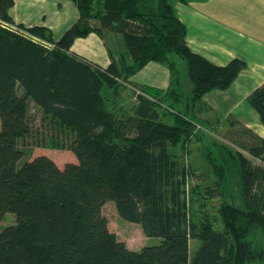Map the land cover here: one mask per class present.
<instances>
[{
    "label": "trees",
    "instance_id": "trees-1",
    "mask_svg": "<svg viewBox=\"0 0 264 264\" xmlns=\"http://www.w3.org/2000/svg\"><path fill=\"white\" fill-rule=\"evenodd\" d=\"M73 1L79 19L56 40L45 26L17 25L10 13L14 0H0V223L7 213L15 216L14 223L0 232V264L264 260V244L255 240L258 232L264 234V168L251 169L240 156L241 167L252 170L258 189L247 210L222 206L225 229H216L190 213L188 199H194L197 188L189 194L183 155L171 151L192 132L191 122L180 114L172 125L162 121L156 106L164 98L153 88L143 87L153 98L140 95L137 115L126 119L117 116L104 95L121 76L110 43L131 57L128 75L149 62L168 64L176 74L181 59L190 82L189 96L199 112L210 110L203 95L228 88L246 62L235 58L222 66L194 52L174 0ZM92 32L108 48L111 63L106 67L71 50L77 38ZM176 81L181 84L179 75ZM29 100L43 112V137L34 128ZM247 102L264 124V83ZM22 137L34 142L37 138V145H45L49 138L54 147L70 150L77 160L60 167L45 154L23 159ZM251 153L264 161V137H258ZM222 166L229 169L217 165L218 176H223ZM223 179L204 189L207 197L219 195ZM108 201L115 203L122 218L139 224L146 236L159 238V244L134 250L119 240L102 212ZM192 240L201 242L194 254Z\"/></svg>",
    "mask_w": 264,
    "mask_h": 264
},
{
    "label": "rangeland",
    "instance_id": "rangeland-1",
    "mask_svg": "<svg viewBox=\"0 0 264 264\" xmlns=\"http://www.w3.org/2000/svg\"><path fill=\"white\" fill-rule=\"evenodd\" d=\"M11 27L22 30L26 35L29 34L16 26L11 25ZM110 44L121 76L116 78L117 86H107L105 88L104 95L109 107L116 112L118 117L125 119L134 117L137 115L140 95L146 94L147 97L153 98L143 87L153 88L155 89L154 92H157L156 90L162 91L164 101L159 102V105L156 106L162 121L172 125L175 117L180 114L189 120L193 126L192 132L184 138V142H180L177 146L171 148V151L183 155V161L188 170L189 194L192 187L197 188L194 199H188L190 213L199 221H209L216 229H225L220 214L222 206L230 205L247 210L252 201V192L258 189L254 181V175L251 173L252 170H245L241 167L240 156L248 160L252 166L251 169L253 166L264 168V161L251 153L252 148L257 146L258 137L263 136L255 133L246 124L241 123L235 115H226V109L207 110L205 105L201 109L205 107L206 110L199 112L197 110L199 105L194 104L189 96L190 82L185 63L181 59L179 62L177 61L178 71L176 74L169 70L170 80L167 86L139 85L136 83L153 82L157 79L162 82L164 72L161 70V66L157 64L156 66H150L151 68L149 67L148 70L143 72H138V70L128 75L126 65L132 63L131 57L122 54L124 52L117 51L113 48L112 43ZM49 45L52 46L51 43ZM89 58L98 60L92 55H89ZM108 64L105 63V65ZM160 65L168 68V64L160 63ZM155 71L156 73H154ZM137 72L140 74H136ZM177 75L180 77L181 84L176 83ZM20 93H22V90H20ZM28 112L32 116L34 128L40 129L42 131L41 137H43L44 128H40L43 112L31 100H29ZM35 142L33 139L27 140L24 137L20 139L19 146L24 150L23 159L45 154L53 158L60 167H63L67 162L77 160L75 154L70 150L54 147L49 138L45 145H37ZM229 154L236 159L231 160ZM220 164L229 167V169H225L222 166L223 170H219L223 172V176H218L216 171V166ZM218 178H225L222 180L219 195L214 198L207 197L204 189L208 186L214 187ZM102 212L109 221L110 230L114 231L119 240L125 242L129 248L140 250L143 246L159 244V238L146 236L139 224L122 218L113 201H108L103 206ZM14 221L15 216L13 214H5L0 223V232L5 226L13 224ZM255 240L262 246L264 244V234L258 232ZM200 243V240H192V254L199 248ZM252 264H264V260H258Z\"/></svg>",
    "mask_w": 264,
    "mask_h": 264
},
{
    "label": "crops",
    "instance_id": "crops-1",
    "mask_svg": "<svg viewBox=\"0 0 264 264\" xmlns=\"http://www.w3.org/2000/svg\"><path fill=\"white\" fill-rule=\"evenodd\" d=\"M173 5L186 25V41L194 52L222 66L235 58L246 62V68L228 88L211 90L203 95L202 101L210 110L226 109V115H235L241 123L264 137V124L247 102L252 91L264 83V0H174ZM10 13L17 25L51 29L56 40L79 19V10L73 0H14ZM71 50L104 67L111 63L104 40L95 32L77 38ZM89 55L98 60L90 59ZM157 64L164 72L162 82L157 79L136 84L167 86L169 69L160 63L149 62L138 72Z\"/></svg>",
    "mask_w": 264,
    "mask_h": 264
}]
</instances>
